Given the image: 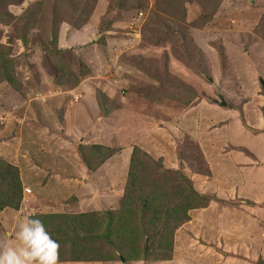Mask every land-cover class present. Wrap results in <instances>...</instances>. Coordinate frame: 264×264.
Returning a JSON list of instances; mask_svg holds the SVG:
<instances>
[{"label":"rangeland","instance_id":"obj_1","mask_svg":"<svg viewBox=\"0 0 264 264\" xmlns=\"http://www.w3.org/2000/svg\"><path fill=\"white\" fill-rule=\"evenodd\" d=\"M30 109L54 149L30 145L18 163L9 148L8 159L0 156L17 167L22 185L19 208L0 211V246L16 243L31 161L47 169L42 185L57 175L56 183L70 179L76 191L55 188L34 204L42 213L30 215L117 213L129 171L139 185L129 195L153 183L173 203L185 195L195 206L173 234L168 261L60 264H239L247 224L264 213V0H0L4 140L17 136L12 123L21 116L30 124ZM4 120L9 135L1 134ZM236 127L261 130L262 143ZM228 136L232 143H223ZM93 145L116 153L100 163ZM180 173L203 198L187 197ZM253 226L260 235L261 224Z\"/></svg>","mask_w":264,"mask_h":264},{"label":"trees","instance_id":"obj_2","mask_svg":"<svg viewBox=\"0 0 264 264\" xmlns=\"http://www.w3.org/2000/svg\"><path fill=\"white\" fill-rule=\"evenodd\" d=\"M90 148L100 155V163L116 153L112 147L93 145ZM134 149L130 167L135 162ZM181 176L188 183L187 197L192 198V201L203 198L188 179L183 174ZM127 182V190L123 194L124 198L121 197L117 213L109 209L73 216L30 215L40 218L52 238L62 246L58 249L60 262H106L117 257L124 262L152 257L157 261L170 259L173 234L188 219L187 211L195 206L191 201L186 202L185 195L181 201L185 206L181 202L173 203L172 195L164 193V189L156 190L153 183L148 186L151 190L133 197L129 195V189L136 190L139 185L136 186L138 178L131 171L128 172ZM21 200L22 185L18 169L0 157V211L4 208L17 210ZM67 246L68 251L65 249ZM113 250L118 252V256Z\"/></svg>","mask_w":264,"mask_h":264},{"label":"crops","instance_id":"obj_3","mask_svg":"<svg viewBox=\"0 0 264 264\" xmlns=\"http://www.w3.org/2000/svg\"><path fill=\"white\" fill-rule=\"evenodd\" d=\"M29 113H31L33 117L30 119L31 122L29 121L30 124H28L27 126L24 125V121L26 120V118L23 116H21L22 117L21 118V124L17 123L16 121H14L12 123V125L18 131L17 136H15V134L10 135V137H9L10 140H7V138H6V140H4L2 135H0L2 137V138L0 137L1 138L0 139L1 140V142H0V153L3 154L0 156H2L4 159L5 158L8 159V157H7L8 153H7L6 149L9 148V150H11L13 152L14 158H12V160L15 159L16 162L18 163V161H20L19 156L22 153L25 154L26 153L25 150L29 149L27 147L30 145H33V144H35L36 149L37 148H44V150L46 151V149L48 148L49 151L53 152L54 142H53V137L51 136L50 132L45 130L46 127L44 128L39 123V121L36 120V114L34 113V111L32 109L29 110ZM213 116L218 117L219 114H216ZM0 117L2 118V116H0ZM4 119H6V118L4 117ZM6 122H7V120H4L1 123V124H4V126L6 127L4 129H2L1 134H3V135H4V133H7V132L9 135L10 130H11V126L9 124H7ZM206 122H208V120ZM43 123L46 124L44 121H43ZM223 127H224V129L226 128L223 132V134H225L226 131L228 132V128H227L228 124H224ZM244 128L245 127H239V128L236 127V132L239 134L250 136L253 143H262L261 142L262 134L260 133L261 130H258L259 133L255 134V132H253V130L246 129V128L244 129ZM42 132L44 133V135L43 134L41 135ZM195 134H196L197 139H199L201 137L199 131L195 132ZM209 134H211V135H209L208 141L210 140V136L213 135L212 132ZM36 135L38 137H36ZM43 137H45V139H43ZM222 138L225 139L223 141V143L224 142L225 143L226 142L232 143L233 139L229 140V136L228 137H222ZM9 141L11 143H14V145L11 144V146H8ZM202 143H205V142L202 141ZM209 143H211V142L209 141ZM218 143H220V142H218ZM243 143H247V140L243 139ZM99 144H101V143H99ZM236 146L242 147V148H248L250 150H252V149L257 150L255 148V146L259 148V146H257V144L255 146H250L247 144H236ZM31 151H34V150L31 149ZM59 154H61V152ZM24 165H25V168H23V169H25V171H26L23 173L25 182L22 181L23 185H24L23 186L24 199L22 201V204L20 206V209L18 210L16 217L19 215L20 210L22 211V209H24V211H26V212L20 213V215L18 216V218H20L19 221H21V219L23 217L29 216L30 213H32V210H35V211H33L35 213H42L41 211H37V208H39V207L35 208L34 204L35 203L36 204H39V203L43 204V202L48 201L47 194L54 191L55 188H59V187L62 188L63 187L65 189V191L69 192V194L73 193V191H76V186L73 185V181H72L73 179H71L72 182H70V179L68 178L69 180H66L62 184L60 183V181H58L56 183V180H62V179H59L57 177V175L48 176L47 183L42 185L40 183V181L46 177V174L48 173L47 169L44 166H40L39 164L31 163V161L25 162ZM75 181H77V180H75ZM28 209L30 210V212H28ZM212 218H214V217H212ZM257 218H260V221H258ZM253 222H255L256 225H257V223L261 224L262 227H261L260 235H259V232L256 228H255L254 233H253L252 228L254 229L253 224H255ZM228 225L229 224L222 223L220 225V227H227ZM13 229L14 230L18 229V227H16L15 223H14ZM230 233H231V231H229V234ZM219 234H221V233H219ZM252 235L254 238H252ZM220 236H224V234L220 235ZM219 239H218V241H220ZM243 240H241L242 244L239 243V246L241 247L243 245V247H245V250L244 251L239 250L240 252H243L238 258V261H240L239 264H252V263H255L258 258H260V259H262V261H264V213L257 215L256 219H254L253 221H250V223L247 224V227L245 230V237L243 238ZM241 262H243V263H241Z\"/></svg>","mask_w":264,"mask_h":264},{"label":"clouds","instance_id":"obj_4","mask_svg":"<svg viewBox=\"0 0 264 264\" xmlns=\"http://www.w3.org/2000/svg\"><path fill=\"white\" fill-rule=\"evenodd\" d=\"M14 239L15 244L0 246V264H60V244L52 238L40 218L23 217Z\"/></svg>","mask_w":264,"mask_h":264},{"label":"water","instance_id":"obj_5","mask_svg":"<svg viewBox=\"0 0 264 264\" xmlns=\"http://www.w3.org/2000/svg\"><path fill=\"white\" fill-rule=\"evenodd\" d=\"M219 104H220V105H224V102H223V101H221Z\"/></svg>","mask_w":264,"mask_h":264}]
</instances>
